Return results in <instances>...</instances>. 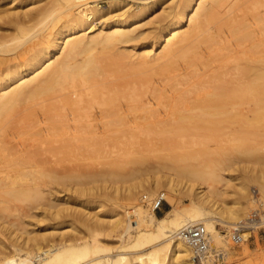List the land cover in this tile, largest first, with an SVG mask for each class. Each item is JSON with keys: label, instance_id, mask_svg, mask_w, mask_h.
Segmentation results:
<instances>
[{"label": "bare ground", "instance_id": "6f19581e", "mask_svg": "<svg viewBox=\"0 0 264 264\" xmlns=\"http://www.w3.org/2000/svg\"><path fill=\"white\" fill-rule=\"evenodd\" d=\"M15 1L0 0V198L4 200L38 201L43 197L41 182L47 178L63 181L53 175L58 165L65 168L68 174L64 178L70 181L75 178L78 160L83 159L79 166L87 167L91 157L100 161L119 151L123 138L137 133V107L143 99L147 102L142 117L158 118L159 123L172 127L168 131L183 136L217 135L212 125L218 120L247 121L252 102L258 106L254 118L264 117V0H179L169 22L150 45L135 53L121 48L140 38L138 28L130 27L161 0L154 4L144 0L137 10L126 11L100 27L96 23L101 8L78 2L79 11H65L67 24L41 39L35 49H20L14 43H20L17 39L23 31L29 32L24 26L33 22L32 9L38 11V4L21 14L23 10L16 11ZM99 47L101 52L96 51ZM158 47H162L159 53ZM23 55L28 56L26 61L23 57L16 61ZM156 63L161 64L160 74H126L129 65L149 68ZM178 102L184 104V111L179 110ZM173 106L183 113L174 116ZM160 107L165 108L163 113ZM187 167L169 179L157 177L152 181L153 186L164 185L172 195L164 194L173 209L161 217L153 207L147 210L136 203L142 191H149L143 181L128 186L125 195L133 201L136 219L130 222L126 215L112 221L122 229V236L130 235L128 240L122 238L121 251L113 257H94L104 251L108 254L96 240H66L44 249L41 240L48 234L41 238L27 234L25 246L35 243L45 255L37 264H197L193 263L194 247L183 235L184 229L192 226L206 247L200 264L222 261L229 255L223 250L227 233L217 225L234 224L248 204L243 203L242 209L240 201H233L240 206L237 209L226 206L227 188L232 185L226 170ZM80 185V192H84L86 186ZM178 194L190 197V208L179 207L173 198ZM33 258L37 259L28 255L26 260L36 264ZM22 263L26 261L16 264Z\"/></svg>", "mask_w": 264, "mask_h": 264}, {"label": "rangeland", "instance_id": "374dc122", "mask_svg": "<svg viewBox=\"0 0 264 264\" xmlns=\"http://www.w3.org/2000/svg\"><path fill=\"white\" fill-rule=\"evenodd\" d=\"M143 1L16 0L14 2V4L16 3V11L23 10L21 14H24L25 10L30 9V7L32 9L37 4L36 9L38 11H35V8L32 9L34 10V12L32 11L34 14L33 22H27L28 24L26 23V26H24L25 28L27 27L26 30L29 29V32L23 31L24 34H19L17 40H20V43L15 41L14 44L15 46H20V49L21 46L26 49L39 47L41 39L46 38L54 31L53 35L56 29L59 30L61 27L63 28L64 24H67L69 19L67 17L69 16H66L65 11L71 9L79 11L78 6L75 5L78 2H89V6L97 5L101 8L102 12L98 16L100 19L96 23L97 27H100L102 24L104 25L119 18L126 11L137 10L139 6L143 5ZM147 1L150 4L155 3V0ZM178 1L161 0L153 10L139 18L138 23L130 28H138L136 34L140 35V38L129 44L122 45L121 48L135 53L136 51L140 52L143 47L149 46L159 30L169 22L173 7ZM43 3L44 5H42ZM37 12L43 13L44 16ZM35 14L39 15L36 19L42 16V18H38L37 22L34 21ZM45 16L47 19H45ZM246 18L250 20L251 15ZM40 19H43V21ZM188 24L189 22L185 23L186 30H188ZM33 33L37 34L31 37ZM98 33L99 31L96 34ZM80 34L82 35V33ZM101 48L99 47L98 49ZM98 49L96 51H102V49ZM161 49L162 47H158L157 53ZM61 53L55 57L57 58ZM22 57L24 58L23 61L28 59V56L23 55L17 58L16 61H20V58L22 60ZM78 58L82 59V56ZM177 59H180L179 56ZM177 59H175V62H180ZM154 65L156 66L153 67L151 64L149 68L145 66V68H142L141 65H129L126 68V74L135 77L156 75L162 67L158 63ZM154 71L156 72L154 73ZM146 102L143 99L137 107L139 109L137 133L123 138V145L119 151L107 154L100 161L91 157L92 160L90 161L92 162L87 167L83 164V166H79L83 159H80V155H77L80 159L78 160L79 165L73 170L75 178L70 181L66 177L64 178L68 174L65 168L58 165L53 175L59 179L63 178V181L52 182L47 178L41 182L43 197L38 201L4 200L0 198V264H16L21 260L26 261L25 264H27L29 262L26 260L28 255L37 257V259L33 258V262L37 264L38 260H40L39 258L45 256L41 251L37 250L38 246L33 245L35 243L32 244L30 242L29 245L25 246L27 234L30 237L37 235L40 238L47 237L46 234H48L47 239L41 240V247L44 249L51 248L52 245L60 244L66 240H69V243L75 242V240V243L96 240L98 244L107 249L108 254L104 251L103 255H100V252L98 253L99 255L94 254V257L108 255L113 257L115 254L117 255L121 251L119 246L122 241L125 238L128 240L130 235L125 236L123 234L122 236V229L117 227L116 223L113 224L112 221L116 222L114 220L123 219L126 215L130 222L136 219L133 201L128 200L125 195L128 186H133L135 182L143 181L142 183L146 185L149 191H142L136 203L138 202V204L146 206L147 210H151L150 201L160 193H166L167 197L172 196L164 185L156 187L152 185V181L157 179V177H161L162 180L169 179L174 176L177 170L184 169L185 166L203 171L209 170V168L226 170L224 171L225 175L232 180V185L227 188V196L225 195L226 206L228 208L235 207L236 209L241 206L242 209L243 203L247 202L248 204L243 208L245 209L244 212H242L243 209L241 210L242 213L239 212L240 221L249 218L253 211L260 207L261 203L264 204V117L263 119L254 118L258 111L257 104L251 103L249 120L227 122H219L220 120H218L217 125H212V128L216 127L217 135L193 137L188 134L183 136V134L179 135V133L168 131V129L172 130V127L159 123L158 118L142 117L140 113H143L146 108ZM177 107H179V110H185L183 103L177 104ZM177 107L173 106L172 109L170 108L177 113L174 115L176 117L183 113L181 112L182 110L178 111ZM164 109V107H160V112L163 113ZM192 124L194 123L192 122ZM192 124L190 123L191 126ZM164 126L167 130L166 128L164 129ZM196 141H199L198 144H196ZM244 151L250 152L244 153ZM87 157L89 156L87 155ZM180 179L183 180L184 178ZM185 182L186 180L181 181V183L178 182L182 186L181 189L184 187ZM79 184L86 186L84 192V189L80 192L81 188L79 187L81 185L79 186ZM217 187L225 189L222 184H217ZM254 191L258 192V200H256ZM142 194H145L148 198L143 199ZM167 197H165L166 200L162 210L156 212L159 217L173 209V205ZM173 198L181 209L190 208L191 199L187 195L178 194V196ZM233 201H240L242 205L240 204V206L237 205L238 207H236ZM226 217L228 218L229 216L226 215ZM239 220L234 224L232 222L230 224L218 223L219 230L227 233L226 248L228 249L224 247L223 250L227 251L226 253H229V255L223 258L224 262L220 260L221 262L217 261L213 264H264V225L253 231H247L249 239L242 245L235 246L230 240V232L234 229L231 226H236L240 222ZM191 227L184 229L183 235L187 242L194 247L196 258L193 259V263L200 264V257L205 253L206 247L203 245L202 236L199 235L196 229H191ZM16 228L19 229L17 230ZM18 231L23 234L21 232L20 234L16 233ZM61 232H64L65 235L62 236ZM134 232L135 230L132 231V234ZM210 247L212 248L211 243Z\"/></svg>", "mask_w": 264, "mask_h": 264}, {"label": "built area", "instance_id": "2783aa9c", "mask_svg": "<svg viewBox=\"0 0 264 264\" xmlns=\"http://www.w3.org/2000/svg\"><path fill=\"white\" fill-rule=\"evenodd\" d=\"M256 199L257 192H254ZM165 193H160L158 196L153 198L150 203L151 207H153L154 211L158 212L162 210L165 199ZM264 225V205L261 203L260 207L253 211L251 216L247 219L240 221L236 228L232 229L230 232V240L235 246L242 245L246 242L249 237H246L247 231H253L256 228H259Z\"/></svg>", "mask_w": 264, "mask_h": 264}]
</instances>
